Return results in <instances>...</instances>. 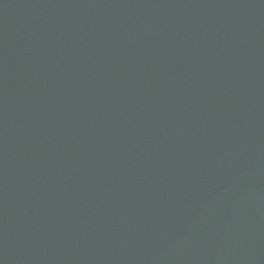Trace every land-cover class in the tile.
Masks as SVG:
<instances>
[{
  "label": "water",
  "instance_id": "water-1",
  "mask_svg": "<svg viewBox=\"0 0 264 264\" xmlns=\"http://www.w3.org/2000/svg\"><path fill=\"white\" fill-rule=\"evenodd\" d=\"M0 264H264V0H0Z\"/></svg>",
  "mask_w": 264,
  "mask_h": 264
}]
</instances>
